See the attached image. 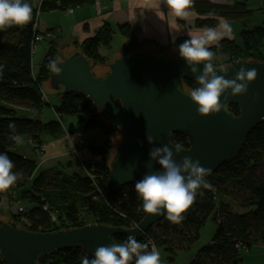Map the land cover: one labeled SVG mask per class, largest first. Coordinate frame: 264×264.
Returning a JSON list of instances; mask_svg holds the SVG:
<instances>
[{
  "label": "trees",
  "instance_id": "obj_1",
  "mask_svg": "<svg viewBox=\"0 0 264 264\" xmlns=\"http://www.w3.org/2000/svg\"><path fill=\"white\" fill-rule=\"evenodd\" d=\"M258 1L264 11V0ZM22 2L32 7V20L22 27L12 26L0 30V153H7L14 164L12 171L18 176L13 186L0 192V200L7 199L11 205L19 203L24 211L20 215L11 214L7 222L19 226L21 217H24L30 223L27 230L41 233L88 224L130 228L138 224L146 214L140 210L142 202L134 191L136 182L121 188L114 195L105 189L111 161L107 159L112 148L110 136L119 133V130L99 115L90 100L76 92L62 90L54 91L60 95L58 105L52 107L58 121L44 123L40 120L42 109L48 106L42 100V92L45 85L50 89L49 62L57 56L53 47L49 49L38 73L32 76L31 46L37 15L64 11L94 0H41L38 7L31 5L32 0ZM247 2L233 0L231 6H222L195 1L190 8L197 15L194 28H215L218 19L244 21L252 14ZM117 31L126 40L123 53L146 54L139 51L136 36L129 26H119ZM113 33V29L104 24L78 47L79 52L93 64L92 71L96 77L102 78L107 72L109 62L99 54V49L109 48ZM185 40H176L175 47L178 49ZM238 40L239 44L223 39L210 47L215 53L214 59L227 56L226 64L218 65L215 61V67H225L237 61L264 63V22L250 28L244 26ZM95 65H104L103 73H96ZM198 86L193 79L182 81L183 91L188 95ZM16 109L30 111L32 116L19 117ZM226 111L232 116L238 115L235 105H228ZM64 116H75L80 129L97 128L104 136L102 145L89 148L99 160L86 163V167L100 177L97 183L103 195L97 197L99 199H92L94 189L82 172L66 174L59 170L35 175L37 161L24 158L11 150L16 144V141L10 139L13 135L29 139L37 148L42 145L41 136H59L63 132L61 124ZM10 124L15 127L10 128ZM170 143L173 146L180 143L184 149L188 147L187 139L179 134H173ZM57 176L61 178L57 179ZM207 180L213 190H200L203 195H197L195 202L183 213L181 223L173 224L163 218L145 234L136 237V240L146 244L149 237L157 248L161 247L168 255L174 256L176 252L187 250L198 239L199 230L206 221L212 220L215 230L211 241L197 250L188 264H240V254L248 252L257 244L264 247V121L246 136L240 153L232 161L222 163ZM223 198L228 203H224ZM229 203L243 209V212H235ZM44 205L48 207L47 212L42 210ZM51 213L56 216L55 223L50 222ZM113 240L116 243L125 242L123 236H115ZM84 257L93 258L79 247H70L40 256L35 264H81ZM0 264H5L1 257ZM130 264H135V261Z\"/></svg>",
  "mask_w": 264,
  "mask_h": 264
},
{
  "label": "water",
  "instance_id": "obj_2",
  "mask_svg": "<svg viewBox=\"0 0 264 264\" xmlns=\"http://www.w3.org/2000/svg\"><path fill=\"white\" fill-rule=\"evenodd\" d=\"M139 51L146 54L122 53L109 61L107 72L100 78L81 52L68 49L66 55L59 53L53 58L62 73L56 76L49 71L50 89L45 85L47 90L76 92L90 100L99 115L119 130L120 134L115 132L114 156L108 159L111 161L105 189L110 195L134 184L146 173L161 170L157 163L149 161V152L152 147L167 143L174 147L170 143L173 134L184 136L188 144L174 159H198L203 167L211 169L207 179L222 163L232 161L240 153L246 136L264 120V63L237 61L225 66L226 79H232L241 66L255 68L258 75L248 85L246 94L229 96L228 105L237 107V116L222 110L202 117L183 91L182 81L195 77L179 53L168 51L167 57L165 52L155 56L148 49ZM198 67L202 71L203 66ZM216 69L222 75L220 68ZM94 70L101 74L105 67L95 66ZM147 135L154 137L153 144L148 143ZM163 218L164 215L146 213L134 228L88 224L44 233L0 218V257L5 264H35L40 256L70 247H79L93 256L98 246L116 243L115 236H123L126 242L130 235L136 238L146 233Z\"/></svg>",
  "mask_w": 264,
  "mask_h": 264
},
{
  "label": "clouds",
  "instance_id": "obj_3",
  "mask_svg": "<svg viewBox=\"0 0 264 264\" xmlns=\"http://www.w3.org/2000/svg\"><path fill=\"white\" fill-rule=\"evenodd\" d=\"M164 3L173 17L184 19L189 16L188 10L193 6L194 0H164ZM32 12V7L22 0H0V30L27 25L32 20ZM231 32L230 24L224 21L218 29L206 28L178 46L180 58L186 62L199 85L189 93L199 116L206 117L226 111L229 96L246 94L248 85L258 75L255 68L246 69L243 66L232 79L225 78L227 68L221 67L219 72L222 75L217 74L215 53L210 50V46L218 44L225 36L230 37ZM200 65L203 66L202 71L199 70ZM49 69L56 76L62 73V67L55 60L49 62ZM9 127L15 126L10 124ZM168 135H172V132ZM146 138L149 144L154 143L151 135ZM10 139L21 142L19 135H13ZM184 151L180 143H176L174 147L168 143L161 147H152L149 161L157 163L161 170L146 173L134 185V191L142 202L140 210L147 214L164 215L173 224L182 222L183 213L195 202L198 194L203 195L201 189L213 190L212 184L206 179L211 173L210 168L203 167L198 159L193 160L190 156H184L179 162L174 159L175 155ZM13 168L14 164L7 153H0V192L8 190L16 183L18 176L12 171ZM133 260L135 264H161L160 252L154 244L149 250L148 244L138 242L131 235L124 243L98 246L93 258L84 257L81 264H130Z\"/></svg>",
  "mask_w": 264,
  "mask_h": 264
},
{
  "label": "crops",
  "instance_id": "obj_4",
  "mask_svg": "<svg viewBox=\"0 0 264 264\" xmlns=\"http://www.w3.org/2000/svg\"><path fill=\"white\" fill-rule=\"evenodd\" d=\"M40 1L32 0L31 5L38 7ZM195 1H205L222 6H231L233 3V0ZM261 8L262 4L260 3L257 9L260 13H264ZM188 11L190 13L189 16L181 19L171 15L164 0H94L92 3L69 8L64 11L40 13L38 31L42 34H48L47 36H49L51 44L46 39L37 45L36 52L32 54V71L35 75L38 73L39 67L46 57L48 47H53L56 55L59 53L65 55L67 54V50L71 48L79 52L78 47L80 44L92 37L104 24L109 25L114 33L109 48H102L105 50L110 49L107 52L116 48L115 52H118L116 54L108 53L107 62L116 59L118 55L123 53V46L126 40L117 31V28L122 25L129 26L134 32L139 50L148 49L149 52L153 49L158 51L178 50L175 47L176 40L189 39L205 30L194 28L197 15L190 11V9ZM224 21L230 24L232 32L230 37L225 36L221 40L236 41L241 29L244 26L247 27L244 21L218 19V24L215 28L218 29L219 25ZM214 45L216 44L211 46ZM105 50L101 52L99 49V54L104 56ZM221 59H227V57L222 56L217 58V60ZM58 96L60 100V95ZM46 97L48 102L49 98L47 95ZM58 103L59 101L52 107L57 106ZM50 111L52 117L48 119H42L44 110L41 111L40 120L42 122L58 121V116L54 113L53 109ZM16 112L21 113L20 117L32 116L30 111L24 109H16ZM73 118L75 122H73L70 129H65L63 123L61 124L63 132L59 136H41V146L44 150L40 155H35L32 144L27 138H21L22 142H16L13 152L24 158L35 159L37 161L35 175L40 172L52 173L59 170L65 173L69 171V174L79 172L77 168L78 159L72 155L73 147L79 152L81 160L86 161V163H94L99 160V157L93 155L89 151V148L102 145L104 136L97 128L80 129L77 125L78 118ZM78 141H81L82 144H78ZM39 159L40 162H38ZM66 164H69L70 169H65ZM222 201L228 203L226 198H223ZM12 207L7 199L3 198L0 200V210L4 213L13 214ZM253 248L257 252L250 254ZM243 254L246 255L240 264H264V247L261 245H254L248 252Z\"/></svg>",
  "mask_w": 264,
  "mask_h": 264
},
{
  "label": "rangeland",
  "instance_id": "obj_5",
  "mask_svg": "<svg viewBox=\"0 0 264 264\" xmlns=\"http://www.w3.org/2000/svg\"><path fill=\"white\" fill-rule=\"evenodd\" d=\"M258 4L260 5V1L258 0H248L247 2V7L248 9L252 10V14L250 15V17L246 20H244V22L246 23L247 27H253V26H259L264 22V13H260L257 9ZM43 16V15H42ZM236 42L239 44V40L237 39ZM58 43V41H57ZM103 48H100V51L102 52ZM110 49H106L104 52V56L103 58L108 59V53H118L115 52L117 49L113 48L110 52ZM158 55L161 56V54H163L164 52L166 53V56L168 57V51H176L178 52V50H165V51H158L156 50ZM66 55V54H65ZM227 57V56H226ZM217 62L218 65H223L226 64L227 59H221V60H217L214 59V62ZM95 66H99V67H105L104 65H95ZM44 90V94L48 96L49 100L47 102L48 106H45L42 110H44L43 115H42V119H48L50 117H52V113H51V109L52 106L54 104L57 103V101H59V96L56 92L51 91V90H47L46 87H43ZM21 115V113H17V116ZM20 117V116H19ZM23 117V116H22ZM72 117L75 116H64V119L62 121L63 126L65 127V129H70V127L72 126L73 122H75L74 118L72 119ZM74 120V121H73ZM117 134L113 133L110 136L111 139V143H112V148L110 149L108 155H107V159H109L113 153V148H114V140L116 139ZM22 142V140H21ZM33 145V144H32ZM12 151H14V147L11 149ZM65 169H70L69 164H66ZM66 174H69V171H67ZM61 178V176H57V179ZM9 203V202H8ZM232 207V209L235 212L238 213H242L243 209H240L238 207H236L233 203H229ZM6 205V204H5ZM28 208V207H26ZM10 213H4L2 210H0V218H5V219H10ZM215 230V224L212 220H208L206 221V223L203 225V227L199 230V234H198V239L196 241H194L187 250L184 251H180V252H176V254L174 256H170L168 255L163 248H158V251L160 252V258H161V264H187L195 255V253L197 252V250H199L201 247L206 246L207 244H209V242L212 239L213 233ZM256 249L253 248L250 254H254L256 253ZM246 255V254H245ZM244 254H240V258L241 260L244 258L245 256Z\"/></svg>",
  "mask_w": 264,
  "mask_h": 264
},
{
  "label": "built area",
  "instance_id": "obj_6",
  "mask_svg": "<svg viewBox=\"0 0 264 264\" xmlns=\"http://www.w3.org/2000/svg\"><path fill=\"white\" fill-rule=\"evenodd\" d=\"M38 20H39V14L37 15V18H36V22H35V24H34V26H33V32H35L34 33V41H33V43H32V46H31V51H32V54H34L35 52H36V48H37V45L40 43V42H42V41H44V40H50V38H49V36H47L48 34H42V33H40L39 31H38ZM49 43L51 44V42L49 41ZM51 47H48V49H47V52L46 53H48V51H49V49H50ZM149 54H151V55H155V56H159L158 55V53H157V51L156 50H151L150 52H149ZM47 55V54H46ZM32 76H35V74L33 73V71H32ZM42 100L44 101V102H47V97H46V95L44 94V92H42ZM264 121V120H263ZM31 142V141H30ZM31 144H33L32 142H31ZM78 144H82L81 143V141H78ZM32 147H33V151H34V153H35V155L36 156H38V155H40L41 154V152H43V150H44V148L42 147V146H40V147H35L34 145H32ZM72 155L75 157V158H77L78 159V164H77V168H78V170L80 171V172H82L83 173V175L85 176V177H87L90 181H91V184H92V187H93V189H94V195H93V197H92V199L93 200H96V199H99V198H97V197H102V190H100V187H99V185H98V183H97V180H99L100 179V177H97L96 175H94V173H93V170L91 169V168H87L86 167V161H84V160H81L80 158H79V152L76 150V148L75 147H73V149H72ZM38 162H40V159H39V161ZM97 162V161H96ZM88 163V162H87ZM95 163V162H94ZM120 201V200H119ZM13 205V214L14 215H20V214H22L24 211H23V207L19 204V203H12ZM42 210H44V211H48V207L46 206V205H44V206H42ZM50 222L51 223H55L56 222V216H55V214L54 213H51L50 214ZM19 226L21 227V228H23V229H26V228H28L29 226H30V223L28 222V220L26 219V218H24V217H21V219H20V224H19ZM137 226V224L136 225H132L130 228H134V227H136ZM27 230V229H26ZM145 234V233H144ZM147 237V236H146ZM146 244H148L149 245V250H151V247H152V245L154 244V242L152 241V239L151 238H149V237H147V239H146ZM155 245V244H154ZM157 248V247H156ZM157 250H158V248H157Z\"/></svg>",
  "mask_w": 264,
  "mask_h": 264
}]
</instances>
